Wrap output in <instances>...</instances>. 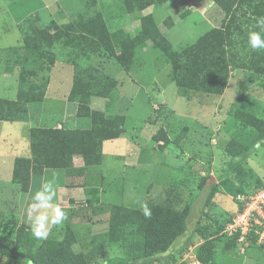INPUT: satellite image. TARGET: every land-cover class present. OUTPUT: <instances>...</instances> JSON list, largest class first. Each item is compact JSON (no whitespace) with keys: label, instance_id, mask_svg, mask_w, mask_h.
I'll list each match as a JSON object with an SVG mask.
<instances>
[{"label":"rangeland","instance_id":"rangeland-1","mask_svg":"<svg viewBox=\"0 0 264 264\" xmlns=\"http://www.w3.org/2000/svg\"><path fill=\"white\" fill-rule=\"evenodd\" d=\"M7 2L0 14V97L14 99L18 67L4 72L3 65L9 62L6 60L10 48L22 45L20 25L13 23V17L22 10L17 8V0ZM26 7L29 8L30 4ZM50 9L51 18L45 11L38 13V18L33 14L29 17L33 19L31 24L35 25L37 21L38 27H44L52 21L62 27L81 13L89 15L96 11L93 0H55ZM156 19L161 23L160 18ZM105 26L108 30L106 22ZM207 29L206 26L197 25L189 31H182L178 26L171 33L168 32V37L173 47L180 49L194 42ZM53 48L59 64L64 49L60 43ZM68 52L69 48L66 47V57ZM138 60L140 64L133 65L129 72L116 62L105 69L115 79L127 82L126 85L133 80L136 85L132 90L137 91L133 100L124 98L123 104L117 106L121 110L128 107L124 134L105 143L106 166H114L110 158L115 155L120 157L117 164L119 171L122 169L120 161L127 164L124 178L113 180L115 189L106 202L139 210L145 204L150 207L170 200L177 208L190 206L185 233L166 251L154 253V259L143 264H153L156 259L161 264L199 261L196 249L204 240V235L215 243V264H264V244L258 242L256 234H251L244 254H240L235 243L232 244L231 240L219 233L225 221L237 211L233 196L238 192V187H241L239 191L245 192L258 183L257 180H264V135L253 138L251 126L243 124L234 115L240 109L245 115L264 120V78L251 80L243 70L233 69L222 94H207L176 86L169 78L171 66L168 60L152 46L138 49ZM89 63L86 57L81 58L83 66ZM26 66L34 69L32 59ZM57 68L58 65H55L54 71ZM116 91L115 87L107 97L94 95L93 102L99 104L96 109L115 113ZM12 124L4 122V131L12 135L10 140H18L12 143L6 140V152L25 155L22 140L13 138L16 130ZM158 132H163L169 142L153 139ZM234 138L244 148L235 155L226 149ZM108 206L99 204L91 208L78 206L70 209L68 217L75 214L79 221L89 226L93 224V229L90 227V230L77 234L73 223L67 220L62 226L53 228L49 238L61 240L69 229L75 238L74 249L89 257L90 264H134L132 254L117 243L107 242ZM14 222L0 212V235L13 237V226L17 225ZM189 248L193 250L191 253H188ZM185 254H192V259L188 256L183 260ZM13 260L0 255V264H14Z\"/></svg>","mask_w":264,"mask_h":264},{"label":"trees","instance_id":"trees-1","mask_svg":"<svg viewBox=\"0 0 264 264\" xmlns=\"http://www.w3.org/2000/svg\"><path fill=\"white\" fill-rule=\"evenodd\" d=\"M122 1L128 13H135L149 6H160L176 0ZM213 2L224 12L221 25L208 29L194 42L180 49L173 47L151 14L140 16L139 25L133 32L124 28L110 32L95 0L94 13H81L62 27L52 21L44 27H38L31 24L33 19H24L20 24L22 45L10 48L6 60L9 62L3 65L4 72L18 67L16 97H0V121L26 120L28 104L42 101L48 72L56 59L53 47L60 43L65 57L66 47L69 48L66 60L74 68L68 99L73 100L78 96L77 114L88 116L91 127H32L29 132L30 157L15 158L11 180L26 191L32 173H42L45 168H65L70 171L76 154L82 156L84 165H98L102 158V142L117 138L123 131L125 115L105 113L90 107L91 96L107 97L116 87V81L90 63L83 66L81 58L86 57L90 61L93 55L101 52L113 57L124 70H129L136 51L149 43L168 60L171 66L169 78L178 87L207 94H222L233 69L243 70L251 80L264 78V51H252L247 44L250 31L264 34V25L257 26L256 23L258 18L264 17V0ZM164 24L171 27L174 19L167 16ZM31 59L34 69L26 66ZM234 115L243 124L251 126L253 138L264 135V120L245 115L240 109ZM153 139L169 142L163 132L153 135ZM226 149L235 155L244 148L234 138ZM257 181L254 186L264 183V180ZM238 189L241 190V187ZM90 192L95 194L94 201L98 203V191L92 188ZM88 203L91 205V202ZM108 207L107 242L117 243L132 254L134 264H143L151 260L154 253L166 251L185 233L190 213L189 205L177 208L172 200L151 205L150 218L143 215V210L128 209L121 204ZM13 228V237L0 235V255L14 259V264H90L89 257L74 249L75 238L69 229L61 240L48 238L38 241L32 236L30 227L14 225ZM203 238L196 249V257L204 264H215V243L208 236L204 235ZM229 240L235 243L234 239ZM156 261L161 262L158 259Z\"/></svg>","mask_w":264,"mask_h":264},{"label":"crops","instance_id":"crops-1","mask_svg":"<svg viewBox=\"0 0 264 264\" xmlns=\"http://www.w3.org/2000/svg\"><path fill=\"white\" fill-rule=\"evenodd\" d=\"M16 0H12L15 2ZM17 0V8L22 10L18 15L13 17V23L18 26L21 22L30 17L45 11L49 18L52 17L50 7L55 0ZM100 13L105 20L108 30L114 31L118 28H124L130 32L137 29L139 25V17L151 14L156 21V17L160 18L161 23H156L161 28L166 38L171 42L168 37V32L171 33L176 27L181 26V30L189 31L197 25L206 26L210 29L212 27H219L224 18V12L216 5L213 0H176L174 2H167L160 6H149L140 12L128 13L125 9L122 0H95ZM4 4H8L7 0H0V14L3 13ZM30 4L27 8L26 5ZM10 12V10H9ZM10 15L12 13L10 12ZM171 16L174 19V24L171 27H166L164 19ZM38 18V17H37ZM48 22V21H47ZM46 24V23H45ZM37 25V21H36ZM207 29V30H208ZM205 30V31H207ZM204 31V32H205ZM203 32V33H204ZM172 44V42H171ZM150 46L148 43L145 49ZM61 62L55 59L54 64L48 72V82L46 85L44 97L41 102H33L28 104V118L22 121H0V212H3L7 217L13 219L17 225H30L28 218L31 204L32 194L39 188L41 182L45 177L51 179L53 176L56 178V197L55 202L67 210L80 207H96L104 205H111L113 203L106 202L111 198V191L115 189L113 180L117 178H124V173L127 170V164L122 160L120 161L122 169L119 171L117 165L119 156H111L110 162L114 164L113 167L105 165V143L102 142V158L98 165H84L81 155H74L73 165L70 171L65 168H45L42 173H32L30 175L29 185L26 191L21 190L19 185L11 180L13 163L17 157H30V141L29 132L32 127L42 128H71V129H89L91 127V120L88 116L77 114L78 96L73 100L68 99V95L72 86V79L74 68L71 63L66 60V57L61 58ZM116 62L113 57H107L103 53L95 54L90 60V64L105 72L111 63ZM117 63V62H116ZM118 64V63H117ZM137 61V51L134 56L133 65H139ZM55 65H58L54 71ZM130 68V69H131ZM129 70H125L129 72ZM110 77V74L106 73ZM116 81V95L114 101L115 113L125 115V122L128 119V107L121 110L119 103L123 104V99L130 98L131 100L137 95V91L133 92V87L136 83ZM16 82V92H17ZM157 87V86H155ZM141 89V87H140ZM61 91L60 94H57ZM135 91V90H134ZM16 97V96H15ZM90 98V107L92 109L99 108V104H95ZM4 122H12L15 125L14 139L19 138L25 145V155H18L17 153L6 152L5 142H17V140H10L11 134H6L4 131ZM125 128L118 136L124 134ZM133 131V130H132ZM132 137V135H130ZM110 154H113L110 152ZM116 163V164H115ZM117 170L119 173H117ZM96 189L98 196V203H95L94 196L90 189ZM91 202V205L90 203ZM94 209V208H92ZM97 209V208H96ZM73 223L75 233L80 234L84 230H90L92 226L78 220L75 214L67 218ZM66 220V221H67ZM14 222V224H16ZM59 227V226H58ZM72 227V226H71ZM93 229V228H92Z\"/></svg>","mask_w":264,"mask_h":264},{"label":"clouds","instance_id":"clouds-1","mask_svg":"<svg viewBox=\"0 0 264 264\" xmlns=\"http://www.w3.org/2000/svg\"><path fill=\"white\" fill-rule=\"evenodd\" d=\"M257 26L264 25V17L258 18ZM247 44L252 51H264V34L260 31H250ZM255 147H259L256 145ZM56 178L45 177L39 188L31 196L28 218L30 231L38 241H44L51 235L52 229L62 226L68 218L67 210L55 202ZM143 215L151 217V210L147 204L143 205Z\"/></svg>","mask_w":264,"mask_h":264},{"label":"built area","instance_id":"built-area-1","mask_svg":"<svg viewBox=\"0 0 264 264\" xmlns=\"http://www.w3.org/2000/svg\"><path fill=\"white\" fill-rule=\"evenodd\" d=\"M233 199L237 204V211L225 221L219 233L227 239H234L236 249L240 254H244L252 233L257 235L260 244H264V183L245 192L236 193ZM189 249L188 253H191L193 250ZM188 256L191 259L193 257L192 254H185L183 260ZM153 264L161 262L155 260ZM189 264L203 263L192 260Z\"/></svg>","mask_w":264,"mask_h":264},{"label":"water","instance_id":"water-1","mask_svg":"<svg viewBox=\"0 0 264 264\" xmlns=\"http://www.w3.org/2000/svg\"><path fill=\"white\" fill-rule=\"evenodd\" d=\"M209 182H210V180H208V181L206 182V184L208 185V184H209Z\"/></svg>","mask_w":264,"mask_h":264}]
</instances>
